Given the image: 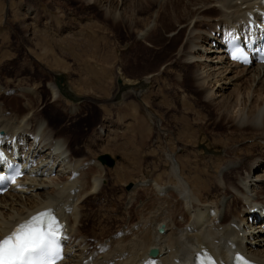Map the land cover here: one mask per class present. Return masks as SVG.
<instances>
[{"label":"bare ground","instance_id":"bare-ground-1","mask_svg":"<svg viewBox=\"0 0 264 264\" xmlns=\"http://www.w3.org/2000/svg\"><path fill=\"white\" fill-rule=\"evenodd\" d=\"M131 1L120 0L116 6L113 0H95L116 21L122 19L128 23L129 30L137 31L139 41L150 42L152 35L168 39L172 46L169 50L171 57L162 68L168 69L173 60L189 70L176 78L178 86L186 89L191 77V84L201 92L203 102L212 104L221 120L232 124L231 135L242 134L245 137L243 143L248 144L245 145L246 153L237 160L228 156L222 164L217 163L214 169L218 174L213 182L195 178L192 186L185 179L174 154L167 153L169 171L175 182L168 186H161L156 181L142 182L134 187L154 190L157 203L152 206L147 219L140 220L135 229H130L132 231L96 243L97 247L92 249L82 233V204L102 193L105 173L93 172L90 168L92 163L83 165L80 160H75L70 140L61 136L59 131H51L41 108L31 102L35 93L27 88L11 93L13 81L4 82L5 77L0 71V145L5 151L6 162H21L27 172L24 180L17 181L20 185L16 184L12 191L0 196V240L22 221L51 208L68 224L64 236L67 257L62 264H183L188 250L194 264L199 256L211 257L218 264H228L231 253L244 256L254 264H264V220L258 222L259 216L264 217V66L247 68L230 62L218 45L221 41L217 36L219 33L224 37L246 31L257 33L260 29L257 20L261 15L256 13V9L262 7V0H181V6L180 0H149L148 4L139 1L134 3L137 12L148 10L152 4L156 6L153 21L138 19L131 14L126 22L124 19L130 14ZM88 2L92 3V0ZM165 15L168 17L166 24L163 23ZM36 36L40 34L26 29L25 37H30L28 45L37 51L40 49V55L34 56L36 60L45 63L48 57L57 59L59 51L52 47L53 43L33 46L29 42ZM238 69L241 70L238 72ZM15 71L22 73L19 68ZM247 76L250 92L246 95L240 92L236 99L230 95L227 97L232 86H239ZM154 77L155 74H149L139 83L146 87ZM130 85L123 82L116 87L118 94L114 96L122 101ZM61 86L64 87L60 88L56 81L55 85L50 84L51 104L55 106L63 92L69 91L65 85ZM142 89L131 94L138 97ZM241 95L244 96L245 107L236 112ZM21 99L24 100L22 105ZM68 112L75 114L77 108ZM149 118L154 121L150 114ZM105 128L106 125H102V132ZM254 139L257 143L253 141L249 145L248 140ZM231 148L244 151L236 145ZM212 183L217 188V195L211 200L210 196L208 199L198 198L200 193L209 191ZM161 227L165 229L163 233L159 232ZM152 249L158 250L156 257L150 256Z\"/></svg>","mask_w":264,"mask_h":264},{"label":"rangeland","instance_id":"rangeland-1","mask_svg":"<svg viewBox=\"0 0 264 264\" xmlns=\"http://www.w3.org/2000/svg\"><path fill=\"white\" fill-rule=\"evenodd\" d=\"M113 1L116 6L120 2ZM139 1L148 4L151 0H132L130 14L124 21L128 22L130 15L135 14L138 19L151 22L156 6L152 4L148 10L137 12L134 3ZM167 22L165 15L163 23ZM26 29L40 34L29 40L33 46L53 43L52 47L59 51L57 59L48 57V62L37 61L34 56L40 55V49L37 51L28 45L30 37H25ZM3 31L10 34L4 35ZM0 34V71L4 82L13 81L11 93L26 88L33 91L31 102L41 108L51 131H59L70 140L73 158L83 165L92 163L90 168L95 173H105L102 193L82 204V233L92 249L98 243L132 231L140 220L147 219L157 203L154 190L134 187L142 182L156 181L161 186L175 182L169 171L167 153L174 154L191 184L197 179L213 182L218 174L214 169L217 163L222 164L228 156L237 160L247 151L244 136L231 135L232 124L222 121L212 104L203 102L201 92L191 84V77L186 89L178 86V76L189 72L186 67L172 60L168 69L162 68L171 57L172 46L167 38L152 35L150 42L139 41L137 31L129 30L128 23L122 19L116 21L95 0L92 3L88 0H0ZM4 38L10 40L7 42ZM18 68L21 74L15 71ZM149 74L156 77L142 87L140 80ZM58 75L65 77L64 85L81 101L74 103L61 95L58 105L51 104L50 84L55 85ZM248 77L239 86H232L227 97L236 99L238 93L250 92ZM123 82L132 85L127 87L121 101L114 95L118 94L116 87ZM141 89L140 96L131 94ZM240 99L236 112L245 107L244 96ZM23 103L21 99L20 104ZM75 107L77 112L69 114ZM102 125H106L103 132ZM253 141L257 143L256 139L248 140L249 145ZM234 145L244 151H233ZM106 154L115 160L113 168L98 162ZM130 184L132 188L128 190ZM210 189L198 198L213 199L217 195L214 183Z\"/></svg>","mask_w":264,"mask_h":264},{"label":"snow or ice","instance_id":"snow-or-ice-1","mask_svg":"<svg viewBox=\"0 0 264 264\" xmlns=\"http://www.w3.org/2000/svg\"><path fill=\"white\" fill-rule=\"evenodd\" d=\"M58 234V221L50 212L34 216L0 240V264H54Z\"/></svg>","mask_w":264,"mask_h":264},{"label":"water","instance_id":"water-1","mask_svg":"<svg viewBox=\"0 0 264 264\" xmlns=\"http://www.w3.org/2000/svg\"><path fill=\"white\" fill-rule=\"evenodd\" d=\"M65 80L66 79H65L64 76L58 75L56 77V84L60 88H62L64 86H61V85H63L65 83ZM63 96H65L66 98H68L69 100H71L74 103H78L79 101H81V98H78L77 96L73 95L70 90L68 92H66V91L63 92ZM99 162H101V164L109 166V167H114V165H115V160L108 154L100 156L99 157ZM131 188H132V184H130L127 189L130 190ZM159 232L163 233L164 232V227H161L159 229ZM150 253H151L152 256H157L158 255V250L157 249H152Z\"/></svg>","mask_w":264,"mask_h":264}]
</instances>
